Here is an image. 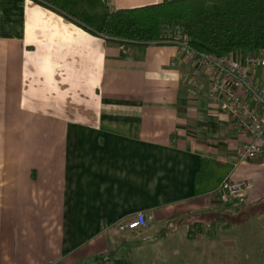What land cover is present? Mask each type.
Wrapping results in <instances>:
<instances>
[{
    "label": "crops",
    "instance_id": "obj_1",
    "mask_svg": "<svg viewBox=\"0 0 264 264\" xmlns=\"http://www.w3.org/2000/svg\"><path fill=\"white\" fill-rule=\"evenodd\" d=\"M194 68L172 43L0 0V264H264V160L235 165L247 137ZM249 73L264 86V67ZM227 177L249 188L224 208ZM138 211L150 226L120 233Z\"/></svg>",
    "mask_w": 264,
    "mask_h": 264
},
{
    "label": "trees",
    "instance_id": "obj_2",
    "mask_svg": "<svg viewBox=\"0 0 264 264\" xmlns=\"http://www.w3.org/2000/svg\"><path fill=\"white\" fill-rule=\"evenodd\" d=\"M35 1L109 41L161 44L166 26H177L197 52L226 55L264 48V0H164L115 10L101 0Z\"/></svg>",
    "mask_w": 264,
    "mask_h": 264
},
{
    "label": "built area",
    "instance_id": "obj_3",
    "mask_svg": "<svg viewBox=\"0 0 264 264\" xmlns=\"http://www.w3.org/2000/svg\"><path fill=\"white\" fill-rule=\"evenodd\" d=\"M162 43L176 45L179 54L195 63L192 77L200 71H210V93L222 97L221 107L231 120L232 128L247 137L235 155V165L255 159L264 160V86L258 85L249 69L264 67V48L248 51L243 66L230 62L225 55L197 52L190 46L189 37L177 26H166ZM195 79V78H192ZM197 86L196 81L193 82ZM249 183L225 178L216 189V201L227 208L241 203L247 196ZM151 215L142 211L117 221L120 233L150 226Z\"/></svg>",
    "mask_w": 264,
    "mask_h": 264
}]
</instances>
